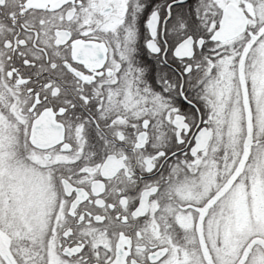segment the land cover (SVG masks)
Masks as SVG:
<instances>
[{
	"label": "snow or ice",
	"instance_id": "1",
	"mask_svg": "<svg viewBox=\"0 0 264 264\" xmlns=\"http://www.w3.org/2000/svg\"><path fill=\"white\" fill-rule=\"evenodd\" d=\"M0 264H264V0H0Z\"/></svg>",
	"mask_w": 264,
	"mask_h": 264
}]
</instances>
